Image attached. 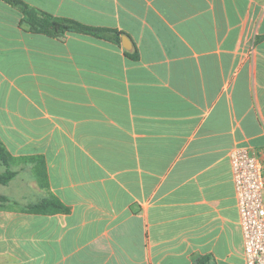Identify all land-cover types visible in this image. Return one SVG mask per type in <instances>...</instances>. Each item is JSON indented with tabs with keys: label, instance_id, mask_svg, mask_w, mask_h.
<instances>
[{
	"label": "crops",
	"instance_id": "0c3cea01",
	"mask_svg": "<svg viewBox=\"0 0 264 264\" xmlns=\"http://www.w3.org/2000/svg\"><path fill=\"white\" fill-rule=\"evenodd\" d=\"M23 1L120 40L0 0V264H245L229 151L264 176V0Z\"/></svg>",
	"mask_w": 264,
	"mask_h": 264
},
{
	"label": "built area",
	"instance_id": "2783aa9c",
	"mask_svg": "<svg viewBox=\"0 0 264 264\" xmlns=\"http://www.w3.org/2000/svg\"><path fill=\"white\" fill-rule=\"evenodd\" d=\"M229 162L245 264H264V176L261 161L250 148L234 146L229 151Z\"/></svg>",
	"mask_w": 264,
	"mask_h": 264
},
{
	"label": "trees",
	"instance_id": "16d2710c",
	"mask_svg": "<svg viewBox=\"0 0 264 264\" xmlns=\"http://www.w3.org/2000/svg\"><path fill=\"white\" fill-rule=\"evenodd\" d=\"M4 1L16 7L21 12L22 17L20 24L27 31L42 33L48 36H61L68 31L91 34L99 37H103L104 34L110 33L113 40L116 42H119L120 40L119 31L116 29L90 26L72 18L56 16L46 11L31 7L23 0ZM5 154V150L2 146H0V158L4 157ZM13 174L14 173L12 171L0 173V184L8 182L12 178ZM5 201H7V198L0 195V204ZM25 210L35 213H52L58 210H63V205L54 197H48L29 205ZM205 261L206 257H201L193 264H205Z\"/></svg>",
	"mask_w": 264,
	"mask_h": 264
},
{
	"label": "water",
	"instance_id": "95a60500",
	"mask_svg": "<svg viewBox=\"0 0 264 264\" xmlns=\"http://www.w3.org/2000/svg\"><path fill=\"white\" fill-rule=\"evenodd\" d=\"M122 39H123V45L125 47H130V45H129V39H127V37H125V36H123Z\"/></svg>",
	"mask_w": 264,
	"mask_h": 264
}]
</instances>
